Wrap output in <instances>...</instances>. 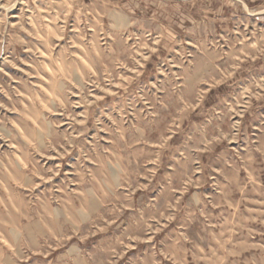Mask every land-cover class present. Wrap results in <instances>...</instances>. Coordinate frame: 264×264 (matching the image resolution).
<instances>
[{
    "label": "rangeland",
    "instance_id": "374dc122",
    "mask_svg": "<svg viewBox=\"0 0 264 264\" xmlns=\"http://www.w3.org/2000/svg\"><path fill=\"white\" fill-rule=\"evenodd\" d=\"M0 264H264V0H0Z\"/></svg>",
    "mask_w": 264,
    "mask_h": 264
}]
</instances>
